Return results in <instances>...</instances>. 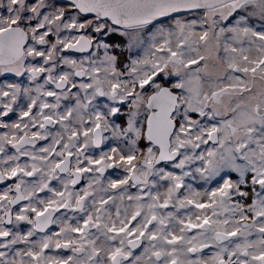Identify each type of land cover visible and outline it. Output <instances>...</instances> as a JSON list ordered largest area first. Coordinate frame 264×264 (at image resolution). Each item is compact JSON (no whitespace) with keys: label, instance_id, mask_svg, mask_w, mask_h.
Instances as JSON below:
<instances>
[{"label":"snow or ice","instance_id":"1","mask_svg":"<svg viewBox=\"0 0 264 264\" xmlns=\"http://www.w3.org/2000/svg\"><path fill=\"white\" fill-rule=\"evenodd\" d=\"M0 264H264V0H0Z\"/></svg>","mask_w":264,"mask_h":264}]
</instances>
